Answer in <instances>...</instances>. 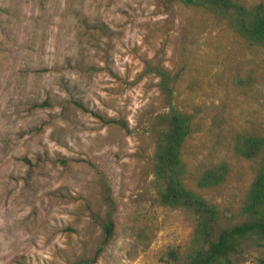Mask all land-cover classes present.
<instances>
[{
	"label": "rangeland",
	"instance_id": "374dc122",
	"mask_svg": "<svg viewBox=\"0 0 264 264\" xmlns=\"http://www.w3.org/2000/svg\"><path fill=\"white\" fill-rule=\"evenodd\" d=\"M153 68L174 77L173 106L195 117L182 150L190 176L226 162L225 182L203 195L238 222L255 165L230 143L264 134L261 49L166 0H0V264L89 258L101 240L90 217L104 212L101 182L114 229L94 264H164L186 242L190 221L153 186L152 119L167 110ZM260 261L264 245L244 246L231 264Z\"/></svg>",
	"mask_w": 264,
	"mask_h": 264
},
{
	"label": "trees",
	"instance_id": "16d2710c",
	"mask_svg": "<svg viewBox=\"0 0 264 264\" xmlns=\"http://www.w3.org/2000/svg\"><path fill=\"white\" fill-rule=\"evenodd\" d=\"M166 1L200 8L225 22L234 35L263 51L264 63V0L250 5L238 0ZM148 71L159 77V88L167 108L152 119L157 135L152 157L153 186L160 205L180 211L191 223L186 242L168 249L164 264H231L244 246L264 245V134L256 131L236 133L231 139L233 156L254 163L255 171L235 209L240 220L228 222L230 219L223 217L219 206L203 195L222 186L228 175V164L221 161L204 166L190 176L182 150L196 129L195 117L173 106L174 77L159 68ZM71 103L85 111L79 102ZM42 105L47 104L43 102ZM101 120L120 124L125 129L124 124L116 120ZM99 194L103 215L91 212L90 217L101 232V240L89 258L79 259L74 264H94L113 235L115 204L104 182L100 183Z\"/></svg>",
	"mask_w": 264,
	"mask_h": 264
}]
</instances>
